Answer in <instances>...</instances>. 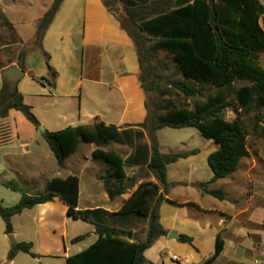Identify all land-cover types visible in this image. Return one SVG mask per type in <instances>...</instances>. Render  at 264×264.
Masks as SVG:
<instances>
[{
	"label": "crops",
	"instance_id": "crops-1",
	"mask_svg": "<svg viewBox=\"0 0 264 264\" xmlns=\"http://www.w3.org/2000/svg\"><path fill=\"white\" fill-rule=\"evenodd\" d=\"M54 1L44 4L45 10L34 20L35 38L41 19ZM0 12L7 21L4 27L8 28L9 36L14 37V41L2 46V50L13 46L14 51L13 59L4 58L0 64V92L4 72L12 66L22 69L25 75L17 83L18 89L46 131L92 126L97 119L121 129L147 121L150 103L142 87L138 49L104 0H65L41 44L25 51L22 64V38L8 19L6 9ZM49 64L57 72L55 78L51 77ZM18 112L11 110L8 118H0V124L7 126L6 142L0 144V188L15 182L21 188L26 185L32 191L27 192L29 195H39L38 186L45 189L54 179L77 176L80 180L77 210L102 208L117 212L128 200L129 193L142 183L159 184L148 170L129 168L127 175H135L137 180L133 191L128 189L127 194L110 199L101 179L104 168L92 156L96 145L81 143L77 152L60 166L40 128L25 125ZM145 135L150 145L149 133L145 131ZM182 144L186 145L183 150L161 152L199 150V153L168 166V181L172 186L160 208V221L168 233L145 252L147 261L205 264L214 256L220 235L224 249L209 264H264V182H260L264 177L253 171L258 163L254 161L245 172L244 159L234 174L211 184L210 188L225 192V200H220L203 194L197 186L214 178L208 158L217 149L215 142L209 140L205 151L190 148L186 142ZM104 150L116 152L125 159L133 152L130 147L118 144ZM0 195L11 197L6 203L0 196V202L8 207L16 205L22 197ZM12 223L15 243L9 239L0 216V264H31L22 257L30 255L22 252L12 262L8 261L13 245L22 242L33 244V252L38 255L34 260L48 258L51 261L47 264H54L53 261L67 264L69 257L88 249L99 238L95 225L68 215V206L60 197L24 210ZM171 232L180 238H171ZM81 236L85 238L74 242ZM182 236L192 238V243L181 242Z\"/></svg>",
	"mask_w": 264,
	"mask_h": 264
},
{
	"label": "trees",
	"instance_id": "trees-1",
	"mask_svg": "<svg viewBox=\"0 0 264 264\" xmlns=\"http://www.w3.org/2000/svg\"><path fill=\"white\" fill-rule=\"evenodd\" d=\"M64 1L55 0L41 19L37 32L40 43ZM119 1L124 4L131 30L117 18L138 49L143 83L152 77L150 69L144 67L149 55L165 52L182 77L172 82L171 88L190 100L208 88L215 93L208 96L206 102H196L194 109L180 106L172 99L154 103V111L147 104V121L135 127L121 129L97 119L92 126L46 131L44 138L60 166L77 152L81 143L96 145L92 156L104 168L101 179L112 200L128 193L125 187L128 179L137 182L136 177L127 175L126 169L148 170L159 183H142L132 194L129 193L128 200L117 212L102 208L77 210L80 198L77 176L54 179L39 195H29L15 182L6 183L7 188L22 194L14 206L8 207L0 202V216L8 235L14 233L12 220L15 216L56 197L67 204L71 218L96 226L98 240L83 252L69 257L67 264L149 263L145 252L168 233L160 221L161 205L172 186L168 181V166L199 153V150H193L163 154L157 139L158 131L195 128L204 138L215 142L217 149L208 158L214 178L197 186L203 194L220 200H225V192L210 188L211 184L234 174L242 160L250 156L249 136L264 139V67L260 63V55L264 53V0ZM155 2L173 4L174 8L166 12L154 8L151 13L155 16L149 17L146 10ZM147 39L153 41L149 49ZM25 57L23 51L21 64ZM48 66L51 77L55 78L57 72L50 64ZM239 84L243 85L238 87ZM170 92V89L159 91V97L163 100ZM228 108L239 113L235 119L226 118ZM11 110L22 112L37 129L41 127L32 108L25 104L18 85L5 80L0 92V118H8ZM251 113L252 120L248 123ZM145 131L149 133L150 145L146 142ZM4 142L6 139L0 144ZM114 144L128 146L133 152L125 159L116 152L104 150ZM143 221H148L146 238L141 241L134 234L129 239L134 228ZM84 238L78 237L74 242ZM192 241L188 236L181 237V242L191 244ZM223 249L224 242L219 235L216 252L205 264L214 261ZM20 252L38 258L33 252V244L22 242L13 245L8 261L12 262Z\"/></svg>",
	"mask_w": 264,
	"mask_h": 264
},
{
	"label": "rangeland",
	"instance_id": "rangeland-1",
	"mask_svg": "<svg viewBox=\"0 0 264 264\" xmlns=\"http://www.w3.org/2000/svg\"><path fill=\"white\" fill-rule=\"evenodd\" d=\"M52 0H0V10L6 9L8 19L12 20V23L15 27L17 35L22 38L23 44V51L30 49L36 45L41 44L38 40L36 35L35 38V30L36 26L34 25V20L39 18L42 12L45 10L44 4L51 3ZM104 2L109 6L111 11L117 15L119 20L123 22L127 27V16L124 4L119 0H104ZM118 6V8H116ZM160 9V12H166L168 10H172L174 8L173 4H161L159 2H155L151 4V6L146 10L147 15L149 17H153L152 9ZM115 9V12L113 11ZM5 19L0 12V64H3L4 58H12L13 53V46L10 48H6L2 50V46L5 42L14 41L13 36H9L8 28L4 27ZM262 25L264 26V19L262 20ZM6 33V34H5ZM153 44V41L147 39L146 46L149 49L150 46ZM17 52V47L15 48ZM260 63L264 67V53L260 55ZM145 69H150L151 71V80L149 81L152 85L151 91L148 92L149 103L151 105V111H154V103L157 102H164L165 100L172 99L178 105L194 109L196 102H206L208 96L213 95L215 91L212 88L205 89L203 93L198 96L196 99L190 100L186 99L182 94H179L174 88H171V84L174 81L181 80L182 77L178 72V69L173 62L172 58L166 54L165 52H159L157 54H150L149 61L144 63ZM243 84H239L242 86ZM170 89V95L167 96L165 99H161L159 97V91ZM21 117L24 118L25 125L34 126L22 112H18ZM239 113L235 112L232 108H228L226 110V118L228 120H233L238 116ZM252 113L248 117L247 122L250 123L252 120ZM7 126L5 124H0V142L7 139ZM248 147L250 156L246 158L242 164V169L247 172L249 171L250 164H253L254 161L258 163V166L254 165V173L260 177H264V139H258L254 136L248 137ZM208 139L204 138L201 133L195 128H185L181 130L165 128L158 133V142L160 144V149L164 153H170L171 150H183L186 145H183L182 142H186L190 148L200 149L205 151L207 148ZM115 145V144H114ZM108 148H113V145L107 146ZM132 177V174L131 176ZM134 177H136L134 175ZM260 182L263 184V178H260ZM25 192H32L28 191L29 188L26 185L22 186ZM2 189L0 194L8 193L12 197L22 196L20 192H16L13 190H8L7 188H0ZM37 192L42 194L45 189H42V185L37 187ZM129 191H133V188H130ZM1 197L6 200L5 202H9L11 197H4V195H0ZM5 203V204H6ZM82 203L85 202L82 200ZM148 230V221L141 222L136 228H134L132 235H137L138 239L143 241L146 238ZM26 257L31 264H47L50 263L51 260L48 258H42V260H34L30 256H22ZM56 264V261H53ZM29 263V262H28ZM23 264H25L23 262Z\"/></svg>",
	"mask_w": 264,
	"mask_h": 264
},
{
	"label": "water",
	"instance_id": "water-1",
	"mask_svg": "<svg viewBox=\"0 0 264 264\" xmlns=\"http://www.w3.org/2000/svg\"><path fill=\"white\" fill-rule=\"evenodd\" d=\"M116 8H118V6H116ZM113 11L115 12V9ZM3 75H4V78L6 81L15 85L24 77L25 72L17 66H12V67L8 68L4 72ZM142 87H143L144 91L148 93L151 91L152 85L150 82H147V83H144ZM40 131L43 134L46 133V129L44 127H40ZM135 186H136L135 183L131 182L129 179L126 181V185H125L126 189L134 188ZM170 237L171 238H177V239L180 238L179 236L176 235L175 232H171ZM9 239L11 240V242L15 243V239H14L13 235H9ZM129 239H132V235L129 236Z\"/></svg>",
	"mask_w": 264,
	"mask_h": 264
},
{
	"label": "built area",
	"instance_id": "built-area-1",
	"mask_svg": "<svg viewBox=\"0 0 264 264\" xmlns=\"http://www.w3.org/2000/svg\"><path fill=\"white\" fill-rule=\"evenodd\" d=\"M174 259H177V257H174Z\"/></svg>",
	"mask_w": 264,
	"mask_h": 264
}]
</instances>
